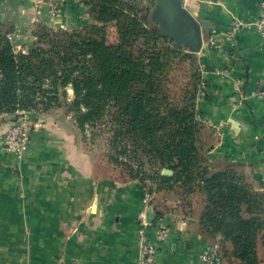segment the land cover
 <instances>
[{
    "label": "trees",
    "instance_id": "trees-1",
    "mask_svg": "<svg viewBox=\"0 0 264 264\" xmlns=\"http://www.w3.org/2000/svg\"><path fill=\"white\" fill-rule=\"evenodd\" d=\"M77 1L89 23L36 24L25 54L14 50L13 26L0 23V117L69 115L104 143L120 182L140 184L156 220L171 212L192 220L221 264H264V191L245 165L209 155L217 137L198 118L197 55L172 46L143 0ZM162 194L173 205H161Z\"/></svg>",
    "mask_w": 264,
    "mask_h": 264
},
{
    "label": "crops",
    "instance_id": "crops-1",
    "mask_svg": "<svg viewBox=\"0 0 264 264\" xmlns=\"http://www.w3.org/2000/svg\"><path fill=\"white\" fill-rule=\"evenodd\" d=\"M186 8L203 32L198 118L221 128L212 129L217 143L209 155L245 165L261 189L264 37L253 23L264 18V0H188ZM87 11L76 0H0V23L13 26L14 50L25 54L34 46V25L75 30L89 23ZM234 22L245 27L230 35ZM16 121L0 117V264H135L138 215L153 212L140 184L99 175V154H91L86 135L59 112L33 120L21 158L5 153L3 139ZM158 200L174 203L164 194ZM158 223L169 236L156 264H202L209 243L192 220L165 213L147 227L148 241Z\"/></svg>",
    "mask_w": 264,
    "mask_h": 264
},
{
    "label": "built area",
    "instance_id": "built-area-1",
    "mask_svg": "<svg viewBox=\"0 0 264 264\" xmlns=\"http://www.w3.org/2000/svg\"><path fill=\"white\" fill-rule=\"evenodd\" d=\"M188 0H181V3L186 7ZM53 16V14H52ZM254 27L257 29L259 34L264 37V18L260 17L253 23ZM250 26V25H248ZM245 27L241 22H234L231 26L230 35H234L237 30ZM199 54H202V50ZM264 98V92L260 94ZM22 115L17 118V121L13 126H11L3 139V151L8 154H13L16 158H21L27 151L30 131L34 126L32 118L27 112H21ZM214 132L218 133L221 128L216 125H212ZM262 191H264V176L262 178ZM150 197H147V205L149 204ZM147 227L149 223L146 220L144 213H140L137 219V237H138V247L140 255L135 264H156L157 252L161 244L169 236L168 229L161 224H156V232L153 241L147 240ZM202 264H221L218 256V248L214 244H207L200 256Z\"/></svg>",
    "mask_w": 264,
    "mask_h": 264
},
{
    "label": "water",
    "instance_id": "water-1",
    "mask_svg": "<svg viewBox=\"0 0 264 264\" xmlns=\"http://www.w3.org/2000/svg\"><path fill=\"white\" fill-rule=\"evenodd\" d=\"M153 3L149 20L162 35L172 42L174 48H185L189 53L199 54L203 45V32L199 21L184 7L181 0H150ZM22 113H18L21 116ZM17 116L11 117L16 121ZM167 169L161 171L162 176H171ZM149 224L155 221L152 211L146 212Z\"/></svg>",
    "mask_w": 264,
    "mask_h": 264
},
{
    "label": "rangeland",
    "instance_id": "rangeland-1",
    "mask_svg": "<svg viewBox=\"0 0 264 264\" xmlns=\"http://www.w3.org/2000/svg\"><path fill=\"white\" fill-rule=\"evenodd\" d=\"M77 2H79V1H77ZM143 4L146 5L149 8V12H151L152 7H153V3L150 0H143ZM68 97L71 98V91H68ZM85 135H86L85 139H86V147H87V149L92 151L91 154H96V155L99 154V159H98L99 160L98 166L100 168L99 175H101L103 177V176L107 175L108 172L109 173L111 172L112 175L118 177V173L115 172L114 170L111 171V168L106 164L105 159L103 158V154H104V151H105L104 150V143L101 140H95V141L92 142V140L90 138V132L89 131L85 132Z\"/></svg>",
    "mask_w": 264,
    "mask_h": 264
}]
</instances>
